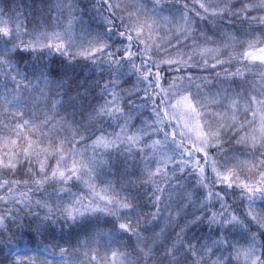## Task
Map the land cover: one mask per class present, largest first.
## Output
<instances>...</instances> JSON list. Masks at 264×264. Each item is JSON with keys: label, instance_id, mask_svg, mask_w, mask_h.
Returning <instances> with one entry per match:
<instances>
[{"label": "clouds", "instance_id": "clouds-1", "mask_svg": "<svg viewBox=\"0 0 264 264\" xmlns=\"http://www.w3.org/2000/svg\"><path fill=\"white\" fill-rule=\"evenodd\" d=\"M252 54L264 0H0V264H264Z\"/></svg>", "mask_w": 264, "mask_h": 264}, {"label": "snow or ice", "instance_id": "snow-or-ice-1", "mask_svg": "<svg viewBox=\"0 0 264 264\" xmlns=\"http://www.w3.org/2000/svg\"><path fill=\"white\" fill-rule=\"evenodd\" d=\"M252 59H259L261 61H264V54L261 55H256V54H252L251 56ZM185 103L186 107H190V104H188L186 101H183Z\"/></svg>", "mask_w": 264, "mask_h": 264}]
</instances>
